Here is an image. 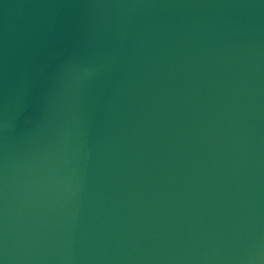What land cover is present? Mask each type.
I'll use <instances>...</instances> for the list:
<instances>
[{"label": "water", "instance_id": "obj_1", "mask_svg": "<svg viewBox=\"0 0 264 264\" xmlns=\"http://www.w3.org/2000/svg\"><path fill=\"white\" fill-rule=\"evenodd\" d=\"M0 264H264V0H0Z\"/></svg>", "mask_w": 264, "mask_h": 264}]
</instances>
